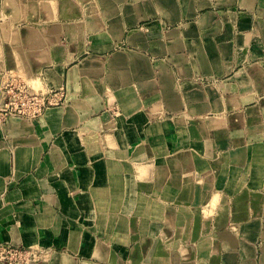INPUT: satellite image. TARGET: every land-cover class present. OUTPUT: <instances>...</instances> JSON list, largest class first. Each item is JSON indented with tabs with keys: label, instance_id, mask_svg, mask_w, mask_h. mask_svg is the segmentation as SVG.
Here are the masks:
<instances>
[{
	"label": "crops",
	"instance_id": "obj_1",
	"mask_svg": "<svg viewBox=\"0 0 264 264\" xmlns=\"http://www.w3.org/2000/svg\"><path fill=\"white\" fill-rule=\"evenodd\" d=\"M225 1L232 5L238 0ZM244 1L247 7L237 10L232 24L224 28L216 26L215 29L217 32L235 33L232 43L224 44L225 40H217L206 45L204 57L209 49L215 50L217 57L216 63L203 64L204 72L210 74H200L187 58L180 55L174 58L170 54L175 44L164 41V38L171 36L174 29L164 36L158 31L149 41L140 30L127 35L130 44L147 49L151 55H164L176 61V77L168 73L164 60L156 59L155 62L164 70L156 76L166 92L163 100L166 107L159 106L151 111L156 112L157 117L161 113L173 112L172 119L166 124L154 119L145 127L136 126L128 130L127 123L122 120L115 121L107 115L95 117L93 110H80L71 104L47 106L37 118L7 116L0 124V241L35 243L37 232L44 233L49 226L53 228L59 224L55 221L59 209L77 208L79 204L76 206L74 203L82 198L87 202L85 207L91 223L107 217L105 210L112 206L111 202H120L119 207L126 209L142 208L144 202H151L152 207L167 209L169 213L170 209L175 210V202L178 201L176 206L182 210L214 209L211 224L219 226L213 239L220 242V247L212 251L196 250L198 259H192L189 264H264V0ZM157 2L174 15L172 0ZM205 2L199 0L200 5ZM55 4L59 8L56 0ZM103 4L104 11L114 17L116 10L105 0ZM121 7L118 12L126 13L127 9L121 10ZM62 8L70 10V5L63 2ZM198 9L205 8L200 6ZM174 16L169 20H174ZM124 17L126 24H133L139 18L128 13ZM93 24L97 22L93 21ZM116 24V29L122 27L121 21ZM56 28H59L57 23L44 25V29L50 31V38ZM30 38L35 41L30 42ZM19 40L35 45L40 43V36L35 28L25 26ZM176 44L181 45L180 42ZM40 51L24 53L29 57L24 66L48 65L40 76L44 90L47 91L46 86L55 89L65 85L69 92L67 95L73 96L74 79L67 74L69 68L60 66L59 57L53 58ZM81 57L82 64L83 60L88 62V65L83 64L84 67L92 65L95 69L97 62L93 56L81 54ZM193 61L197 66L196 58ZM130 66V70L141 67V74L152 73H149L143 54L132 55ZM196 74L215 75L217 78L204 84L191 78ZM153 76L146 80L155 82ZM109 83L115 86L116 80ZM135 85L140 86V81L129 87ZM60 92L55 91L52 96L59 97ZM189 94L195 98L194 102L182 103L180 97ZM118 97L123 107L128 105L129 92L118 93ZM153 102V105L160 103L159 99ZM87 121L105 122L111 129L110 137L105 136V140H184L185 146L183 149L178 147L174 153H166V160L163 159L162 163L158 159L157 164H152L150 173L143 163H137L136 168L127 164L123 167L120 163L117 176L112 175L117 174L116 169L109 175H103L91 167L84 175L82 173L88 167L84 158L88 155L91 140L80 134V124ZM139 134L143 136L139 137ZM190 140L194 142L191 144ZM187 144L195 145L197 152H190ZM122 155L125 153L121 152L120 157ZM127 157L126 153V160ZM134 157L141 159L142 154L136 152ZM78 164L83 168L81 176L75 174ZM108 170L111 168L105 169L107 173ZM80 181L85 187V191H81L83 195L79 194ZM108 182L114 183L115 189ZM17 208L28 212L34 219L22 216V221L17 222ZM41 238L42 242L47 241L45 235ZM56 239L58 245L63 243L65 247L53 245L52 258L59 252H65L69 257V253H74L76 257L96 258V262L87 260L94 264H112L108 258L111 256L107 252L108 246L106 248V244L94 236H89V246L80 249L81 252L73 238L67 240L58 236ZM120 239L127 238L122 236ZM221 242L228 247H222Z\"/></svg>",
	"mask_w": 264,
	"mask_h": 264
},
{
	"label": "rangeland",
	"instance_id": "obj_2",
	"mask_svg": "<svg viewBox=\"0 0 264 264\" xmlns=\"http://www.w3.org/2000/svg\"><path fill=\"white\" fill-rule=\"evenodd\" d=\"M56 1L59 8H56L55 0H0V104L5 96V92L1 90H5L6 81L13 76L20 78L30 88L43 90L47 99L51 97L49 103L45 99L46 106L71 104L80 110H93L95 117L107 115L115 121L122 120L127 123L128 130L136 126L145 127L154 119L165 124L172 119L173 112L161 113L157 117V113L151 110L159 106L166 107L163 103L166 92L162 90L156 76L164 70L155 63L156 59L164 60L168 73L175 77L176 61L164 55H151L147 49L130 44L127 35L134 30H140L149 41L158 31L164 36L167 31L174 29L171 36L166 35L164 38V41L175 44L170 54L174 58L178 55L187 58L200 74H210L204 72L203 68L206 45L213 44L217 40H225L224 44L232 43L235 36L232 32L215 31L216 26L224 28L232 24L237 10L247 7V2L244 0L234 1L232 5L225 0H205L202 5L199 0H172L175 18L169 20L173 16L158 4V0H105L106 4L116 10L114 17L117 18L113 21V15L104 11V0ZM63 2L70 5V10L62 8ZM124 4L127 7H121ZM200 6L205 9H198ZM120 7L121 10L126 8V13L118 12ZM127 13L137 15L139 18L133 24H126L124 16ZM118 18L122 22V27L116 29L115 27L118 26L116 22H120ZM93 21L97 24L94 25ZM49 23L59 25V28L53 30L52 38L48 36L50 31L44 29V25ZM25 26L35 28L40 36L39 44L34 45L19 40L20 32ZM244 35L247 36L246 33ZM29 41L34 42L35 39L30 38ZM177 42L181 45L178 46ZM31 45L33 49H30ZM29 50H41V53H46L50 57H59L60 66L71 70H68L67 74H70V79L72 77L74 79V88L71 89L73 96L67 95L69 92L65 85H59L55 89L46 86L47 91L44 90L40 76L48 65L40 63L38 67L32 64L24 66V62L29 61V57L24 53ZM81 54L94 57L92 59L97 62L95 69L91 67L92 65L87 68L83 66V64L88 65V62L83 60V64L81 63L83 59ZM134 54L145 55L151 75L141 74V67L130 70L132 68L130 57ZM195 58L197 66L193 61ZM212 62L216 63L217 57ZM200 74L191 78L204 84L217 78L215 75ZM151 76L156 80L155 82L146 80ZM177 77L181 78L179 75ZM110 80H116L115 86L110 85ZM137 81H140V86L129 87ZM58 90L62 91L60 97H53L52 93ZM123 91L130 94L128 105L125 107L118 99V93ZM155 99L157 101L159 99L160 103L153 105ZM180 99L182 103L186 101L192 103L195 98L189 94L181 96ZM42 112L43 110L40 114ZM39 115L14 116L31 119ZM7 116L11 114H0V124ZM101 124L94 121L80 124V134H83L86 140L93 142L90 141L87 148L88 155L84 158L88 167L83 172L82 166L78 164L79 169L75 171L77 176H81L82 172L84 175L88 174L89 167L103 175L104 173L109 175L116 169L117 174L112 175L117 176L120 174V163L123 167L127 164L130 168H136L137 163H143L147 173H150L152 164H157L158 159L162 163L163 159L166 160V153H174L185 146L184 140H105V136L110 137L111 129L104 121ZM142 136L139 134V137ZM128 137L132 136L128 135ZM192 142L194 140H190L191 144ZM191 144L186 146L190 152L196 153L195 145L191 146ZM82 147L86 148L85 145ZM121 152L125 153V156L120 157ZM136 152L142 154L141 159L136 160L134 157ZM109 168L111 170L107 173L105 169ZM80 169L82 171H79ZM108 183L115 189L114 183ZM81 191H85V187L80 181L79 194L83 195L84 192L81 194ZM74 204L79 205L74 209L71 207L59 209L55 216V221L59 224L53 228L49 226V230L44 233L37 232L35 243L19 240L0 241V264H94L93 262H96V258L76 257L74 253H69L71 254L69 257L65 252H59V255L52 258L50 255L53 245L59 248L65 247L63 243L57 244L58 236L66 237L67 240L73 238L72 240L78 244L79 252L80 249L88 248L90 235L102 240L106 248L108 246L107 252L111 254L108 258L112 264H183L185 261L189 264L192 259H198L195 256L196 250L212 251L220 247V242L213 239L214 233L219 229V226L211 224L212 217L215 216L214 209L206 210L199 207L182 210L176 206L179 205L176 201L175 210L170 209L168 213L167 209L158 210L152 207L151 202H144V207L137 209L120 208V202H111L109 204L112 206L105 210L107 217H100L99 221L95 220L96 222L93 223L92 220L91 223L86 212V200L82 198ZM72 210L76 213L73 214ZM27 214L29 213L17 208L15 212L17 222L22 221V216L25 219H34L30 214L27 217ZM43 235L46 236L45 242L41 241ZM122 236L127 239L121 240ZM228 241L233 243L230 239ZM222 243V247H228L227 244L224 246ZM91 259L93 262H88Z\"/></svg>",
	"mask_w": 264,
	"mask_h": 264
},
{
	"label": "built area",
	"instance_id": "obj_3",
	"mask_svg": "<svg viewBox=\"0 0 264 264\" xmlns=\"http://www.w3.org/2000/svg\"><path fill=\"white\" fill-rule=\"evenodd\" d=\"M4 87L5 90H1L5 92V96L0 104V114L35 117L47 107L45 92L30 88L20 78L11 76ZM49 98L51 97H48V103Z\"/></svg>",
	"mask_w": 264,
	"mask_h": 264
},
{
	"label": "bare ground",
	"instance_id": "obj_4",
	"mask_svg": "<svg viewBox=\"0 0 264 264\" xmlns=\"http://www.w3.org/2000/svg\"><path fill=\"white\" fill-rule=\"evenodd\" d=\"M212 50L213 49H210L208 51V54L205 57L206 59L204 58V60H203V64H205V63L211 64V63H213L212 61H215L216 60V52L215 51H212ZM11 116H13V115H11Z\"/></svg>",
	"mask_w": 264,
	"mask_h": 264
}]
</instances>
